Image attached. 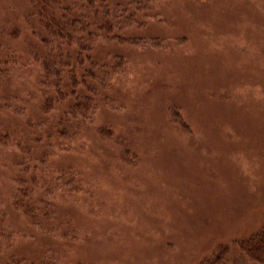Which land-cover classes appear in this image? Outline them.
Segmentation results:
<instances>
[{
    "label": "rangeland",
    "instance_id": "obj_1",
    "mask_svg": "<svg viewBox=\"0 0 264 264\" xmlns=\"http://www.w3.org/2000/svg\"><path fill=\"white\" fill-rule=\"evenodd\" d=\"M263 229L264 0H0V264H230Z\"/></svg>",
    "mask_w": 264,
    "mask_h": 264
},
{
    "label": "trees",
    "instance_id": "obj_2",
    "mask_svg": "<svg viewBox=\"0 0 264 264\" xmlns=\"http://www.w3.org/2000/svg\"><path fill=\"white\" fill-rule=\"evenodd\" d=\"M86 26H90V24H86ZM84 28V27H82ZM101 28L105 30V35L108 38L109 31L111 26L109 23H103ZM83 30H86L84 28ZM72 64V63H71ZM248 250H245L242 246L240 255L234 259L230 264H264V229L262 232H259L255 237H253L248 242ZM249 260V262H248ZM223 261H216V264H224ZM229 264V263H225Z\"/></svg>",
    "mask_w": 264,
    "mask_h": 264
}]
</instances>
